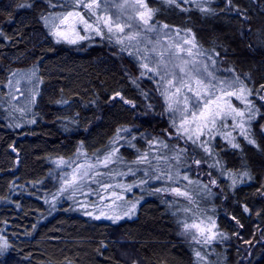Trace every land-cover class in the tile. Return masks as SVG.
I'll return each instance as SVG.
<instances>
[{
  "label": "trees",
  "instance_id": "obj_1",
  "mask_svg": "<svg viewBox=\"0 0 264 264\" xmlns=\"http://www.w3.org/2000/svg\"><path fill=\"white\" fill-rule=\"evenodd\" d=\"M147 2L157 9L158 31H142L133 47L105 30L57 43L44 17L67 10L68 0H0V264H264V101L250 97L255 115L246 122L248 138L232 134L238 149L221 135L205 136L209 155L177 138L173 120L179 124L180 114L168 110L159 77L149 79L152 73L140 67L146 47L168 59L170 46L180 44L193 53L185 51L184 60L207 63L220 79L238 77L264 95V0ZM193 38L197 48L184 43ZM117 129L128 131L117 140ZM114 148L115 163L97 170L113 177L120 164L131 163L123 180L137 204L132 216L112 222L57 194L56 167L61 158L87 165ZM179 149L186 152L168 171L166 160ZM144 153L167 159L133 163ZM161 172L173 179H154ZM171 186L190 201L156 192ZM194 214L214 222L215 241L184 237L183 224ZM128 249L137 258L125 256Z\"/></svg>",
  "mask_w": 264,
  "mask_h": 264
},
{
  "label": "snow or ice",
  "instance_id": "obj_2",
  "mask_svg": "<svg viewBox=\"0 0 264 264\" xmlns=\"http://www.w3.org/2000/svg\"><path fill=\"white\" fill-rule=\"evenodd\" d=\"M73 5V10L57 13L55 19L59 23L54 24L56 29L52 32V35L57 37V43L61 39H67L69 31L76 32L79 35L78 28L82 26L83 31H93L97 35H103L104 30H107L109 39L111 34L116 33L117 44H124L127 40L131 46V42L138 41V37L142 31L154 32L157 30L156 23L153 22L157 9L149 7L147 0H68ZM168 4H175L179 7L178 0H166ZM187 2V0H183ZM231 0H229V3ZM54 6V5H53ZM83 8L86 10V14H82L77 9ZM131 10V11H129ZM206 11L205 9H201ZM132 13H135L133 16ZM95 17V20L92 18ZM45 22H48V17H44ZM138 21L135 25L132 21ZM142 25V27H141ZM164 28H168V25H163ZM125 29H132V31L126 32ZM119 34H123L122 36ZM85 37L81 36L80 39ZM70 43H75V40H69ZM149 43H153L151 40ZM184 43H192L193 48H197L198 45L192 41L185 40ZM170 47H175L177 52L169 54L168 59H165V52H157V49L153 46L152 48H145V51L150 53L144 55L141 59L144 61L140 64V67L148 73H152L149 79H156L159 77V81L162 82L161 96L164 97L165 103L167 104L168 110L173 113L180 114L179 124L173 120V127L176 129L177 138L184 137L186 141H190L192 144L200 147L205 153L211 154V149L208 147V141L201 139V137L207 134L210 138L214 139V133L222 135L231 145L232 148L238 149L239 143L234 142L236 137L231 132H222L221 129L229 127L227 121L229 118L233 121L232 128H239L240 135L248 138V132L245 127V114L250 113L248 120L254 118L255 101L250 97L258 96L261 101H264V95H259V90L254 91L248 87L238 77L233 80L220 79L215 75L214 72L209 71L207 63L197 60H183L182 63H175L176 59H182L179 56L180 52H187L189 56H192V50L184 49L180 44H175ZM126 48H121V51H126ZM130 55L132 53H129ZM202 54V53H201ZM211 60V57H208ZM213 61V65H214ZM151 65V66H150ZM15 75V73H13ZM145 71H141L140 76H144ZM135 83V81H133ZM264 89V85L260 86ZM174 89V90H173ZM119 95V93H117ZM235 98L241 104L243 108L237 107L232 103V98ZM126 103L128 101H125ZM258 111V109H256ZM34 122V121H33ZM127 132L128 129H117L116 137L120 139L121 132ZM135 139V137H133ZM162 143V142H160ZM248 143L255 144V141L248 139ZM165 148L167 144L163 145ZM118 149H112L106 154L96 156L95 162L85 165H77L73 168L71 173H65L62 177L63 183L66 187L62 188L61 191H66L68 188L80 190L87 179L96 180V177L105 175V173L97 170V166H103L108 168L109 164L115 163L114 157ZM186 152V149H179L173 159L179 161L182 154ZM158 161L166 160V157L158 156L155 157ZM145 162L151 163L148 159V154L144 153L140 155L137 160L133 161L136 164H143ZM203 161L194 160L193 163L200 165ZM61 164L68 163L61 158ZM219 163V161H217ZM68 167H72L71 163H68ZM131 172V169L129 170ZM135 175V173H132ZM147 175V173H145ZM124 175V173H119ZM179 175V173H177ZM243 175H247L244 173ZM156 180L167 179L172 180L173 177L168 172H161L160 175L154 177ZM184 180H188L187 174L183 176ZM101 187L108 188L110 185L103 184L100 181ZM147 180H142L140 183L145 184ZM191 183V181H189ZM215 183V181H212ZM235 183V179L233 180ZM131 185L128 186L127 190H131ZM166 189L157 188L156 192H160ZM174 192L178 196H188L187 192H181L179 188H173ZM118 199H123L117 193H113ZM135 205H132V209ZM185 211H191L186 209ZM245 211H248L245 208ZM127 215V213H125ZM99 219L100 217H96ZM112 219L114 222L121 219L122 217H105ZM203 221L199 223L195 219L191 223H184V235H187L191 240L196 243H208L215 239V234L211 232L210 228L203 227ZM212 227H215L213 222ZM200 237H203L201 241ZM7 247V242H5ZM197 257H200V253H196Z\"/></svg>",
  "mask_w": 264,
  "mask_h": 264
},
{
  "label": "rangeland",
  "instance_id": "obj_3",
  "mask_svg": "<svg viewBox=\"0 0 264 264\" xmlns=\"http://www.w3.org/2000/svg\"><path fill=\"white\" fill-rule=\"evenodd\" d=\"M63 1L65 2L66 0H63ZM68 7L69 8L67 10L54 11V12H50L48 14V16H47L48 22L47 23L49 24L51 34H52V32H54L56 30L54 28V24L59 23V21L54 18L55 15L57 13L73 10L72 4L68 5ZM77 10L80 11L82 14H86V10L83 8H80ZM92 19L95 20V17H93ZM105 31H107V30L105 29ZM78 32H79V35H77L76 32L69 31L67 34V39H61V40L67 41V42H69V40H75L76 42H78V41H81L84 39H90L91 37H94V36H103L104 35V34L103 35H97L95 32L90 31V30L89 31H83L82 26H80L78 28ZM81 36H83L85 38L80 39ZM55 38L57 39V37H55ZM171 50H172L171 52H177L176 48H174V49L171 48ZM167 51H169V50H167ZM179 56L182 59H178V61H179V63H182V61L184 60L183 58H185L186 55L184 56V52H180ZM21 95H22V92L20 91L18 85H15V87H14V98H17ZM233 99H234V97L232 98V103L235 106L243 108L236 99H235V101H233ZM247 119H248L247 114H245V122H247ZM227 123H228L229 127L222 128L221 129L222 132H231L234 136L236 135V131H238V133H240L239 128L234 129L231 127V125L233 124V121L231 120V118L228 119ZM245 127H246V123H245ZM205 136L209 137L207 134H205ZM205 136L201 137V139L206 140ZM223 138H224V136H223ZM148 159L152 163V161L155 160V156L150 157V155H148ZM173 161H177V160L173 159V156L166 160L168 171H170L172 169L171 162H173ZM151 163L145 162L141 165L145 166V164L150 165ZM77 165H85V164H82V160H78L75 163V165H72V167H70L67 170H63V168H64L63 165H61V164L57 165L56 169L59 171V172L57 171L59 173V186H58L57 194H61L62 192L63 193L65 192L66 194L70 195L72 198H74V202L76 203V205L78 207H80L82 209L84 208V212H86L89 216H92L95 218L100 217V218L114 222L112 219H107L105 217H117V216H119V217L125 218V217H130L133 215L135 208L132 209V205L134 204L136 206L137 201L132 200V199H128V193H130V190H127V188L129 185L126 184L123 180L124 175L127 173V170H125L123 167L125 165L130 166L131 163L120 164V166L115 169V173L109 171V172L114 174L113 177H110L107 173H105V175H103V176L96 177L95 181L92 179H87L84 186L80 190L74 191L72 188H68L66 191H61L62 188L66 187L63 183L62 177L64 176L65 173H71L73 168H76ZM85 166H87V165H85ZM125 168H127V167H125ZM198 172H199V170L197 168H195L193 170V173L196 175H199ZM119 173H124V175H119ZM180 177L182 178L183 176L180 175ZM201 177L202 176H200L199 178H201ZM96 181H100L103 184L110 185V187L105 189V188L101 187L100 183H97ZM173 188H179V187L171 186L169 189L164 190L165 191L164 193L171 195L173 197H179V198L186 199V200L190 201L189 193H188L187 197L178 196L174 192H172ZM179 190L181 192H185V191H182L180 188H179ZM113 193H117L119 196L123 197V199H118L117 196L113 195ZM125 213H127V215H125ZM193 219H195L197 223H199L202 220L201 218H197V216L194 214L192 217V220H190L188 223H191L193 221ZM116 221H118V220H116ZM202 221L204 222L202 225L203 227L211 229V232L208 234L209 235H211L212 233L215 234V239L211 240L209 242L215 241L217 236H218V232L216 231L215 227L214 228L212 227L213 222L211 220H202ZM182 233H184L183 228H182ZM184 237L191 240V238L187 235H184ZM200 239H201V241H203V237H200ZM191 241H193V240H191ZM124 254H127V255H125L127 257H129L132 254L133 257L131 256V257H129V259L137 258L136 253L134 251L131 253V251L129 249Z\"/></svg>",
  "mask_w": 264,
  "mask_h": 264
}]
</instances>
